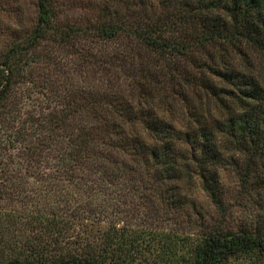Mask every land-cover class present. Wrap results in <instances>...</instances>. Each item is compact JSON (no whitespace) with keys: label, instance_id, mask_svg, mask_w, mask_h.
<instances>
[{"label":"trees","instance_id":"16d2710c","mask_svg":"<svg viewBox=\"0 0 264 264\" xmlns=\"http://www.w3.org/2000/svg\"><path fill=\"white\" fill-rule=\"evenodd\" d=\"M112 2L79 20L60 0H36L33 26L0 51V120L15 141L27 142L30 158L45 151L57 158L53 167L67 175L69 203L94 185L113 186L125 203L139 187L169 211H182L183 187L196 178L214 219L201 217L190 234H161L157 260L264 264V234L226 225L231 211L219 173L231 166L242 186L264 193V84L259 69L242 61L246 49L264 53V0ZM117 41L113 51L99 47ZM42 48L50 52L37 53ZM58 50L73 58L75 75L56 59ZM29 66L43 75H30ZM47 68L64 72L60 85L71 74L84 87L58 89ZM46 77L53 106L42 115L22 113L23 87L44 92ZM137 196L139 204L147 197ZM60 222H48L47 242L38 238L0 264H141L135 254L154 246L152 239L140 243L141 233L127 223L91 238L66 234Z\"/></svg>","mask_w":264,"mask_h":264},{"label":"rangeland","instance_id":"374dc122","mask_svg":"<svg viewBox=\"0 0 264 264\" xmlns=\"http://www.w3.org/2000/svg\"><path fill=\"white\" fill-rule=\"evenodd\" d=\"M60 2L63 9L68 10L67 13L79 20L85 15L90 17L95 15L103 3H109L108 6L113 7L117 5L112 0H60ZM35 18L36 0H0V51H3V48L18 35L27 32L33 26ZM120 45V41H117L100 44L99 47L105 51H113ZM38 52L44 54L50 51L42 48L38 49ZM54 56L61 62L64 69L71 66L74 69L72 68L70 73L73 75L77 73L75 61L65 52L54 51ZM242 61L244 64L253 63L259 69L264 84V53L246 49V55ZM33 64L35 63L31 62V65ZM27 71L36 78L43 75L39 73L38 67L29 66ZM44 71L48 72L50 80H57L60 86L58 89L84 87L81 81L72 77L71 74L67 84L62 86L60 80L63 79L64 72L58 70L55 76L50 68ZM47 81L46 77L41 82L44 92L26 91L28 85L25 84L22 94L20 93L19 102L22 113L27 111L35 115L48 113L54 103L45 94L50 91L48 86L46 87ZM13 134L5 121L0 120V258L3 260L20 255L23 250L29 251L27 246L31 242L35 243L38 238L43 243L47 242L51 237L48 222L56 217L57 220L64 222L59 224L66 227L64 231L66 234L80 237L86 235L91 238L99 236L109 225L123 227L127 223L131 229L130 232L135 236L141 233L140 243L144 244V241L149 239L154 241L152 250L149 249L150 252L144 250L141 255L135 254V261L140 260L143 264V259H146L150 264H168V262L157 260L156 252H153L161 234L165 232L190 234L195 231V223L201 217L205 222L214 219L213 206L196 178L183 187L188 201L186 200L187 203L184 204L182 211H169L162 199L157 196L150 199L149 190L138 186V190L137 188H133L132 191L129 189L131 193L126 194L125 203L121 202L116 188L112 186V191L109 189L110 185H103L101 191L98 185H94L96 188L90 192V195L84 193L83 200L69 203L66 200L68 198L66 191L68 182L65 179L67 175L53 167L57 158L51 159L48 151L44 152L40 160L30 158L25 148L27 142L15 141ZM190 173L192 177H195L192 172ZM219 173L223 183L225 204L231 211V214L227 216L226 225L233 228L256 227L264 234V193L251 192L250 189L242 186L239 174L231 166L222 167ZM142 192L147 197L143 198V202L139 204L137 202L140 199L137 195ZM73 210L76 213L75 216L71 214ZM251 214L253 217L249 216ZM7 242L12 244H6ZM229 264L250 263L248 260L233 259Z\"/></svg>","mask_w":264,"mask_h":264}]
</instances>
